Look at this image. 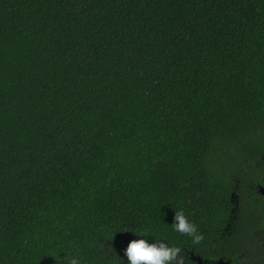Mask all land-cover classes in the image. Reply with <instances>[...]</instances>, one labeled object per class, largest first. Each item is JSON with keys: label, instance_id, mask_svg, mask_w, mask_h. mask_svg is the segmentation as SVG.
<instances>
[{"label": "trees", "instance_id": "16d2710c", "mask_svg": "<svg viewBox=\"0 0 264 264\" xmlns=\"http://www.w3.org/2000/svg\"><path fill=\"white\" fill-rule=\"evenodd\" d=\"M262 187L264 0H0V264H264Z\"/></svg>", "mask_w": 264, "mask_h": 264}, {"label": "clouds", "instance_id": "9594fccd", "mask_svg": "<svg viewBox=\"0 0 264 264\" xmlns=\"http://www.w3.org/2000/svg\"><path fill=\"white\" fill-rule=\"evenodd\" d=\"M172 227L174 231L191 237L193 244H199L203 240L196 225L189 221L182 211L175 212ZM133 234L138 239H133L127 244L123 257L120 258L122 264H125V258L126 264H183V258L179 257L181 249L156 238L151 230L144 229ZM56 260L57 264H82V258L78 255L68 259L58 256ZM105 260V256H98L96 264H104Z\"/></svg>", "mask_w": 264, "mask_h": 264}, {"label": "flooded vegetation", "instance_id": "af4514ba", "mask_svg": "<svg viewBox=\"0 0 264 264\" xmlns=\"http://www.w3.org/2000/svg\"><path fill=\"white\" fill-rule=\"evenodd\" d=\"M262 188H263V187H262ZM260 189H261V188H260ZM257 232H258V237H257V238L260 239V241H261V245L264 246V230L261 231V232H259V231L257 230ZM194 259H195V257H194ZM197 260H198L199 262H198V263H194V264H205V262L202 261L199 257L197 258ZM215 261H216V262H215V263L213 262V264H227V263H228V261L225 260V259L223 258V256H221L220 259L215 260Z\"/></svg>", "mask_w": 264, "mask_h": 264}, {"label": "water", "instance_id": "95a60500", "mask_svg": "<svg viewBox=\"0 0 264 264\" xmlns=\"http://www.w3.org/2000/svg\"><path fill=\"white\" fill-rule=\"evenodd\" d=\"M261 192L264 193V188H261Z\"/></svg>", "mask_w": 264, "mask_h": 264}]
</instances>
